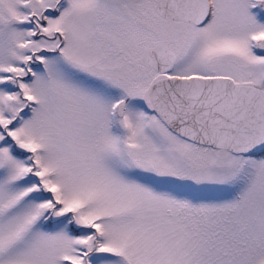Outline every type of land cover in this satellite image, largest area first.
I'll list each match as a JSON object with an SVG mask.
<instances>
[{"label":"snow or ice","instance_id":"snow-or-ice-1","mask_svg":"<svg viewBox=\"0 0 264 264\" xmlns=\"http://www.w3.org/2000/svg\"><path fill=\"white\" fill-rule=\"evenodd\" d=\"M0 264H264V0H0Z\"/></svg>","mask_w":264,"mask_h":264}]
</instances>
